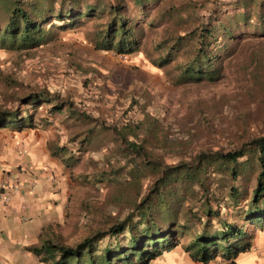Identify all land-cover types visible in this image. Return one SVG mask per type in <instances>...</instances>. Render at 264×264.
Masks as SVG:
<instances>
[{"label": "trees", "instance_id": "16d2710c", "mask_svg": "<svg viewBox=\"0 0 264 264\" xmlns=\"http://www.w3.org/2000/svg\"><path fill=\"white\" fill-rule=\"evenodd\" d=\"M55 1H28L26 8L10 13L5 3L0 5V49L30 50L51 40L52 29H72L94 20V47L129 55L139 49L146 30L160 26L150 62L157 67L172 64V81L183 84L217 80L231 53V42L238 36L264 34V0H234L206 20L195 12L200 7L195 1L175 5L171 0L162 6L161 0H59L56 8ZM253 77L264 92V82L258 81V74ZM45 93L37 92L34 101L25 103L35 106L53 101ZM55 108L60 107L49 110ZM10 117L17 131L34 125L31 113L21 117L0 110V128ZM155 128L156 120L145 115L136 125H124L116 132L123 144L117 152L124 164L134 162L127 166L128 176L150 177L147 191L131 202L122 218L73 246L48 238L26 249L47 264H147L177 245L194 261L206 264L220 256L233 264L239 252L248 250L246 226L264 229V132L227 147L195 150L186 159L166 163L162 155L148 150L145 134ZM173 145L181 147L180 143ZM49 149L55 155L61 153L68 165L74 163L71 155L63 157L64 148ZM228 207L233 212L220 218V209ZM187 232L190 236L182 244L181 237ZM106 236L113 242L100 247Z\"/></svg>", "mask_w": 264, "mask_h": 264}, {"label": "rangeland", "instance_id": "374dc122", "mask_svg": "<svg viewBox=\"0 0 264 264\" xmlns=\"http://www.w3.org/2000/svg\"><path fill=\"white\" fill-rule=\"evenodd\" d=\"M28 1L32 0H0V5L5 3L10 13L26 8ZM184 1L197 2L200 7L195 12L206 20L234 0L172 3ZM168 2L171 0H161L160 4ZM58 3L56 0L55 8ZM93 23L52 29L51 40L30 50L0 49V107L16 110L21 117L31 113L36 127L46 131L47 153H51L49 147H62L65 156L75 159L68 166L61 153L55 159L49 155L63 171L60 179L68 177L69 181L61 185L63 202L41 227L45 237L68 246L105 230L147 191L150 177L131 179L127 166L134 162L125 165L117 152L123 144L116 132L124 125L134 126L145 115L155 119L157 128L147 130L146 142L152 155H162L166 163L186 159L195 150L227 147L264 132V92L253 77L258 74V81L264 82L263 33L238 36L231 42V53L223 61L217 80L175 84L172 64L157 67L150 62L160 26L146 30L139 49L121 58L111 50L94 47ZM37 92H46L53 101L42 103L36 110L22 103L34 101ZM51 104L60 108L49 110ZM160 140H165L163 146ZM45 179L52 185L56 182L51 173ZM220 210L223 219L233 212L230 207ZM189 236L187 232L181 240ZM112 242L106 236L99 245Z\"/></svg>", "mask_w": 264, "mask_h": 264}, {"label": "crops", "instance_id": "0c3cea01", "mask_svg": "<svg viewBox=\"0 0 264 264\" xmlns=\"http://www.w3.org/2000/svg\"><path fill=\"white\" fill-rule=\"evenodd\" d=\"M41 104L30 106L36 110ZM54 106L58 105L51 104L49 109ZM0 110L5 109L0 107ZM7 112L12 114L17 111ZM11 119L12 117L7 118L5 126L0 128V190L9 194L6 204L0 201V264H47L40 261L26 247L39 246L43 240L48 239L42 233L41 227L63 202L60 199L63 195L60 192L61 185L65 186L69 179H60L62 169L54 160L57 155L47 153L44 147L46 131L44 133L36 127L35 118L31 119L34 124L31 128L20 131L12 127L9 122ZM63 161L66 163L65 159ZM45 172L56 177L54 185L47 182ZM61 180L63 182L60 183ZM2 186L5 188H1ZM246 231L250 236L249 248L239 252L232 259L233 264H264V229L247 225ZM181 242L186 243L183 240ZM214 262L227 264L220 256L206 264H215ZM147 264L203 263L192 260L182 247L177 245Z\"/></svg>", "mask_w": 264, "mask_h": 264}, {"label": "built area", "instance_id": "2783aa9c", "mask_svg": "<svg viewBox=\"0 0 264 264\" xmlns=\"http://www.w3.org/2000/svg\"><path fill=\"white\" fill-rule=\"evenodd\" d=\"M119 56L121 58H125V55L123 54H119ZM1 188H5L4 186H2ZM13 190H15L16 188H12ZM0 201L4 204H6L9 201V194L4 192L2 189L0 190ZM215 264H222L221 262H214Z\"/></svg>", "mask_w": 264, "mask_h": 264}, {"label": "clouds", "instance_id": "9594fccd", "mask_svg": "<svg viewBox=\"0 0 264 264\" xmlns=\"http://www.w3.org/2000/svg\"><path fill=\"white\" fill-rule=\"evenodd\" d=\"M124 55V54H123ZM216 259V258H215ZM222 263V262H221Z\"/></svg>", "mask_w": 264, "mask_h": 264}]
</instances>
